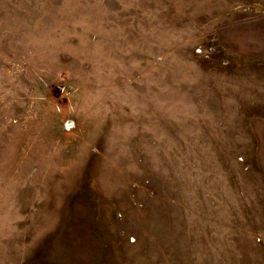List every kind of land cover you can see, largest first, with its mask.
<instances>
[{
  "label": "rangeland",
  "instance_id": "374dc122",
  "mask_svg": "<svg viewBox=\"0 0 264 264\" xmlns=\"http://www.w3.org/2000/svg\"><path fill=\"white\" fill-rule=\"evenodd\" d=\"M0 264H264V0H0Z\"/></svg>",
  "mask_w": 264,
  "mask_h": 264
}]
</instances>
